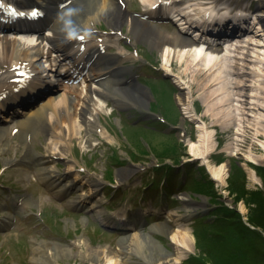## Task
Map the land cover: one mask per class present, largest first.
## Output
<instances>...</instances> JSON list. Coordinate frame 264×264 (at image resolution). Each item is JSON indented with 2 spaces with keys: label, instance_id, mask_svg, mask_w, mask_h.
Masks as SVG:
<instances>
[{
  "label": "rangeland",
  "instance_id": "1",
  "mask_svg": "<svg viewBox=\"0 0 264 264\" xmlns=\"http://www.w3.org/2000/svg\"><path fill=\"white\" fill-rule=\"evenodd\" d=\"M261 1L264 3V0ZM96 2L97 0L88 3L87 8L92 10ZM257 4L258 0H220L215 5L217 11L211 13L210 21L215 19L213 24H216L223 18L226 19L224 22H231L235 20L236 14H241L246 17V19L243 18L245 22H248L249 19L251 25L254 21V13L258 9ZM124 5V10L137 18H141L144 13L143 8H139L134 0H125ZM178 6V8L185 7L186 2L183 1ZM219 24L226 25V23ZM155 25L170 33L178 30V27L168 19L155 22ZM194 26L192 23V28L187 30L189 37L194 35V30L197 29ZM245 28L250 29V26L246 23ZM40 31L45 35L48 33L47 28L40 29ZM118 31L120 34L116 38L115 33L111 30V25L104 19H98L91 23L87 36L92 42L99 41L105 44L103 49L97 53L101 55V61L104 58L102 65L109 72L105 79L109 77L113 79L112 75L117 72L115 83L123 78V86L130 85L134 89H136V85L143 87L146 100H141L140 104L132 103L131 106L125 108H113L111 115L100 116L101 126L113 137L110 144L105 142L99 134H95L98 144L87 151H82L79 148V140L73 137L70 141V153L68 152L66 155L68 163L76 166V169L69 174L70 179H74V175L77 173L81 176L88 173L102 179L99 190L95 194V197L100 198L101 202L99 205L103 211L101 219L98 220L93 216V213L87 211V208L68 206V198L70 195L74 196L72 190L67 191L71 194L65 197L55 196L54 189H48L37 178L34 179L33 174L35 175L40 166H54L59 173H64L66 170L67 164L65 165L62 158L46 160L48 158L46 157L48 131L33 125V127L30 126L31 128L24 130L23 135L14 133L9 137L12 140L11 146H6V140L9 138H4L0 142V264H32L31 250L36 241L43 246L46 243L51 244L53 251H60L61 257L57 259L58 264H82L81 257L76 254L77 249L73 247V243L77 239H84L88 246H92L93 250L109 247L114 249L116 253L118 252V256L115 258L119 261L117 264H123L122 253L127 251L134 264H141L155 255L149 256L153 252V239L161 243L167 251H172L168 238L172 230L166 225L167 218L164 212L168 209L182 207V205L188 204L186 202H193L191 205L185 206L186 208L191 207L196 210L193 214L194 217L186 223L195 238L196 233L204 235L207 230H211L212 226L209 225L215 220L213 210L218 202L231 209H236L241 215L243 224L257 234L252 237L253 242L260 244V238H264V229L250 225L247 220L249 208H253L254 205L251 204L247 207L242 201L243 199L236 202L239 195L230 190L229 184L234 164H236L242 169V172H239V177H236L240 181L239 183L244 186V190L248 193L257 190L264 193L262 181L255 171V167H264V161L254 164L246 161L244 157L249 154L256 157L263 155L264 151L260 142L264 141V138H260V142H258L249 136L239 147L237 139L242 137L236 135L234 131H227L221 126H215L216 147L209 158L215 165L225 162L229 166L226 183L218 184L211 178L204 164L191 159L188 144L197 140L198 134L195 126L200 118L207 126H210V114L207 109L213 103L220 101L221 97L213 102L204 103V99L212 89H204L206 82L203 77L193 76L191 70L188 71L184 77H186V81H191L189 101L195 110V117L192 119L187 116L183 112L182 103H179L177 99L179 95L186 92L185 89H180L174 79V76L184 71V67L179 65L178 59L173 60L171 71L167 74L162 71L161 55L153 46L143 39L132 38L125 24L121 25ZM35 33L36 31H33L31 35L24 33L23 39H36ZM2 35L9 37L11 33L10 31L3 32ZM234 35H242V30L232 34L231 37ZM221 40V43L216 42L215 47L222 46L227 42ZM119 45L127 53L133 54V59L123 61L114 59ZM68 57L65 58V61L70 60ZM70 61L72 62V60ZM38 67L43 69L39 73L40 86L43 85L45 90L49 89V94L42 92L41 97L52 96V91L59 88L58 83H61V79L52 77L50 71H45L44 68H47V65L43 60L39 61ZM0 68L1 80L5 74V67L1 66ZM115 69L116 71L112 72ZM219 74L221 71L216 70L213 77H217ZM253 78L260 79L261 77L254 76ZM51 79H54L55 83L50 82ZM28 84H30L29 79L24 78L23 83L13 91H7L1 95L0 101L7 103L16 101L20 96L21 88H25L24 91L27 90L29 93L23 96V100L16 102L17 111L24 110L28 101H31L29 100L31 93L28 91L30 88ZM223 86V83L218 84L215 89L224 90ZM250 92H255V89ZM128 94L131 99L135 100L136 97L132 93ZM128 94L126 92V95ZM33 96L38 99L36 94ZM213 96L216 97L214 94ZM11 105L16 104H10L8 108L0 107L3 108L0 111L4 112L0 113L1 127L8 125L2 117L9 115L8 110H12ZM110 105L112 106V103ZM75 108L80 111L79 105H75ZM233 108V105L224 107L227 112L232 111ZM72 113H78V111H72ZM206 113L208 116H204ZM76 119L77 123L82 125L77 114L73 115L70 121L63 120L62 125L64 128L69 127L76 134L78 129ZM77 131L84 132L83 128H79ZM21 141L23 146L26 143L28 147H31L28 148V153L26 150L21 152ZM21 153L30 156L33 160L34 154H37L47 162L40 165V162L33 161L35 165L30 167V170L28 168V174L23 177V169L25 171L26 168L19 166ZM72 159L76 162H70ZM246 166L254 170L258 183L248 177ZM74 183L77 187H81L80 192L87 189V186L82 184L83 180L76 179ZM180 195L189 196L190 201H185L182 204V200L179 199ZM121 215H124L121 223L125 224H120L118 221V217ZM140 218H142V222L138 224L142 227L137 232L141 244L138 247L129 246L130 239L126 242L121 241L124 233L130 237L134 235L135 231L132 230L128 233L123 231L125 228L109 226V223L115 222L118 223V227L129 226L130 224H126L128 221ZM196 245L194 241L193 251L182 260L181 264L190 256L200 253ZM66 249L71 253L63 255V251ZM50 261L51 264H54L52 260Z\"/></svg>",
  "mask_w": 264,
  "mask_h": 264
},
{
  "label": "bare ground",
  "instance_id": "2",
  "mask_svg": "<svg viewBox=\"0 0 264 264\" xmlns=\"http://www.w3.org/2000/svg\"><path fill=\"white\" fill-rule=\"evenodd\" d=\"M15 1L0 0V67H5V74L0 80V96L7 91H13L23 83L24 78H28L30 81L28 91L31 93L29 100L31 101H28L24 110L17 111L16 102L23 100V96L29 93L27 90L24 91L25 88H21L20 96L16 101L12 103L0 101V107L3 108L13 103L16 104L11 105L12 110H8L7 117H2L8 125L0 126V142L14 133L23 135V131L33 125L48 131L49 140L46 143V157L48 158L46 160L62 158L65 165L67 164L66 170L64 173H59L54 166H40L33 176L48 189H54L55 196L65 197L71 194L67 191L72 190L74 196L70 195L68 198V206L87 208V211L93 213L98 220L102 217L103 211L99 208L100 198L95 197L102 179L88 173L85 176L77 173L74 179H70L69 174L76 169V166L68 163L69 160L66 157L71 150V139L76 137L79 140V148L82 151H87L98 144L95 134H99L105 142L110 144L113 137L101 126L100 116L111 115L113 108H125L131 106L132 103L140 104L141 100H146L143 87L136 85L134 89L130 85L123 86V78H120L116 84L114 80L117 72L112 75L113 79L111 77L105 79L109 72L102 65L104 58L101 61V55L97 54L105 44L99 41L92 42L87 36L91 23L98 19H104L111 25L116 38L120 34L119 27L125 24L132 38L147 41L160 53L161 69L167 74L171 71L173 60L178 59L184 71L174 76V79L180 89H185L186 92L179 95L177 99L179 103H182L183 112L187 116L192 119L195 117V110L189 101L191 81H186L184 77L188 71L191 70L193 76L203 77L206 82L204 89H212L204 99V103L213 102L221 97L220 101L213 103L207 109L210 114V126H207L200 118L195 126L198 134L197 140L188 144L191 159L204 164L211 178L218 184L226 183L229 166L225 162L215 165L209 158L216 147L215 126L234 131L236 135L242 137L243 139H237L239 147L249 136L258 142L260 138H264V3L261 0H258V9L254 13V21L251 25L249 19L245 22L243 18L246 19V17L240 14H236L235 20L231 22H224L226 19L223 18L216 20L217 23L220 21L219 23H226V25L213 24L215 19L210 21L211 13L217 11L215 5L220 0H134L137 6L144 10L141 18L130 15L124 10L125 0H97L92 10L87 8V4L93 3L94 0H23V4L18 1L20 5L14 6ZM183 1L186 2V6L178 8ZM28 4L30 7L26 8ZM167 13H173V18L178 22L175 25L178 30L171 33L155 25V22L168 19ZM175 21L172 20V22ZM24 22L30 23L26 25L23 24ZM192 23L198 29L194 30V35L189 37L187 30L192 28ZM246 23L250 29L245 28ZM44 27L48 31L46 35L40 31ZM206 29L209 34L202 36ZM241 30V36L231 37L232 34ZM9 31L11 33L9 37L2 35L3 32ZM33 31H36L34 34L37 36L36 39H23L24 33L31 35ZM220 40H226L227 43L215 47L216 42L221 43ZM207 42L210 43L207 44ZM118 47L114 59H119V61L133 59V54L127 53L120 45ZM67 56L72 62L65 61ZM41 60L47 65V68H44L45 71L48 70L52 77L61 79V83H58L59 88L52 91V96L46 98L41 97L42 92L47 94L49 91V89L45 90L43 85L40 86L39 73L43 69L38 67V64ZM121 68L124 69V67ZM216 70L224 75L219 74L213 77ZM115 71L116 69L112 70V72ZM254 76L261 78L254 79ZM51 81L55 80L51 79ZM221 83L224 84V90H216V86ZM253 89L255 92H250ZM126 92L127 94L132 93L136 101L131 99L129 94L126 95ZM34 94L39 100L33 96ZM75 105L80 106V111L75 108ZM227 105L234 106L232 111L227 112L224 109ZM76 110L78 113H72ZM2 112L1 110L0 113ZM76 114L82 123L80 125L76 119L77 127L78 129L83 128L84 132L80 133L77 129L75 134L69 127L64 128L62 121H70ZM204 116H208L207 113ZM11 142L10 138L6 140V146H11ZM260 143L264 151V141ZM21 148V152L26 150L28 153V148L31 147H28L26 143L23 146L22 142ZM21 154L19 166L26 168L25 171L23 169V177L28 174L30 167L35 165L33 161L40 162V165L47 162L42 156L34 153V160L28 155ZM244 157L246 161L254 164L264 161V154L259 157L252 154ZM70 162L75 163L76 161L72 159ZM246 169L248 177L258 183L254 170L249 166H246ZM76 179L83 180L82 184L87 186L85 191L80 192L81 187H77L74 183ZM179 199L182 200V204L190 201L187 195H180ZM186 203L188 204L164 212L167 218L166 225L172 230L168 237L172 251H167L161 243L153 239L154 253L152 252L149 256L155 255L141 264H181L182 260L193 251L196 238L186 223L188 219L194 217L196 210L185 207L193 202ZM123 217L124 215L118 217L120 224H125L121 223ZM139 222H142V218L128 221L126 224L130 225L125 227H118L117 222L109 223V226L125 228L123 231L128 233L135 231L130 237L124 233L121 241L126 242L130 239L129 246L138 247L141 239L137 230L142 227L138 224ZM73 247L77 249L76 254L81 257L82 264L119 263L115 259L118 252L116 253L110 247L93 250L84 239H77ZM63 252V255L71 253L68 249ZM31 253L32 264H51L50 260L58 264L57 259L61 257L60 251H53L51 244L46 243L43 246L38 241ZM122 256L123 264H134L128 251L123 252Z\"/></svg>",
  "mask_w": 264,
  "mask_h": 264
},
{
  "label": "trees",
  "instance_id": "3",
  "mask_svg": "<svg viewBox=\"0 0 264 264\" xmlns=\"http://www.w3.org/2000/svg\"><path fill=\"white\" fill-rule=\"evenodd\" d=\"M255 171L264 186V167H255ZM239 172L242 169L234 164L230 190L239 195L236 202L243 199L247 207L254 205L249 208L248 223L264 229V193L260 190L246 192L237 178ZM213 211L215 220L209 225L211 230L204 235L196 233L200 253L190 256L183 264H264V238H260V244L252 241L257 234L243 224L236 209L218 202Z\"/></svg>",
  "mask_w": 264,
  "mask_h": 264
}]
</instances>
